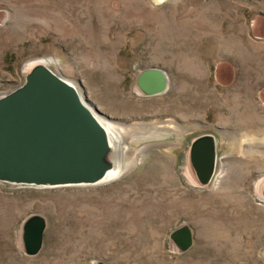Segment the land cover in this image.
I'll use <instances>...</instances> for the list:
<instances>
[{"label": "rangeland", "instance_id": "obj_1", "mask_svg": "<svg viewBox=\"0 0 264 264\" xmlns=\"http://www.w3.org/2000/svg\"><path fill=\"white\" fill-rule=\"evenodd\" d=\"M40 61L113 126L120 173L0 180V264H264V0H0V96ZM151 66L169 83L147 96ZM203 134L217 144L206 185L189 153ZM34 214L46 230L28 255ZM185 225L182 252L170 233Z\"/></svg>", "mask_w": 264, "mask_h": 264}, {"label": "water", "instance_id": "obj_2", "mask_svg": "<svg viewBox=\"0 0 264 264\" xmlns=\"http://www.w3.org/2000/svg\"><path fill=\"white\" fill-rule=\"evenodd\" d=\"M169 76L158 66L142 69L136 79L147 96L168 90ZM108 131L72 84L44 64L36 65L25 82L0 98V180L44 187L92 184L104 178L112 164ZM190 161L201 185L212 179L216 139L195 138ZM46 230L44 217H28L23 226L25 253L40 252ZM183 252L194 242L185 225L170 233ZM99 264H104L100 262Z\"/></svg>", "mask_w": 264, "mask_h": 264}, {"label": "bare ground", "instance_id": "obj_3", "mask_svg": "<svg viewBox=\"0 0 264 264\" xmlns=\"http://www.w3.org/2000/svg\"><path fill=\"white\" fill-rule=\"evenodd\" d=\"M192 29V28H191ZM182 34V33H180ZM44 64L43 62H38V64ZM45 65V64H44ZM97 117V116H96ZM98 118V117H97ZM99 119V118H98ZM100 120V119H99ZM101 121V120H100ZM101 123L104 125V127L106 128V130L108 131V134L110 136V146L112 148L115 149V145L116 143V136L113 132V126L112 125H108L107 123H104L101 121ZM114 146V147H113ZM118 149V148H117ZM122 152V151H121ZM114 156V155H113ZM112 166L110 169L107 170L105 176L103 179H101L100 181L96 182V183H92V184H104V183H110L111 181H113L120 173V164L118 162H116L115 158L114 160L111 162ZM86 185H89L87 183H83ZM81 184V185H83ZM76 185H80V184H76Z\"/></svg>", "mask_w": 264, "mask_h": 264}, {"label": "built area", "instance_id": "obj_4", "mask_svg": "<svg viewBox=\"0 0 264 264\" xmlns=\"http://www.w3.org/2000/svg\"><path fill=\"white\" fill-rule=\"evenodd\" d=\"M19 86H21V84H19L18 87H19ZM10 92H12V91H10ZM10 92H8V93H10ZM8 93H6V92L3 93V94L0 96V98L3 97L4 95L8 94Z\"/></svg>", "mask_w": 264, "mask_h": 264}, {"label": "flooded vegetation", "instance_id": "obj_5", "mask_svg": "<svg viewBox=\"0 0 264 264\" xmlns=\"http://www.w3.org/2000/svg\"><path fill=\"white\" fill-rule=\"evenodd\" d=\"M191 145V144H190ZM216 146H217V144H216ZM217 154V153H216ZM217 162V161H216Z\"/></svg>", "mask_w": 264, "mask_h": 264}]
</instances>
